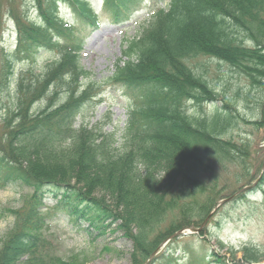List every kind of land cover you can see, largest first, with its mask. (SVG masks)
Segmentation results:
<instances>
[{
    "label": "trees",
    "instance_id": "1",
    "mask_svg": "<svg viewBox=\"0 0 264 264\" xmlns=\"http://www.w3.org/2000/svg\"><path fill=\"white\" fill-rule=\"evenodd\" d=\"M16 1L6 4L17 34L12 52L1 48L0 17V94L10 92L16 64L35 62L42 50L66 51L64 60L55 59L41 75L33 69L21 73L12 109L0 104V188L31 191L30 200L11 211L14 227L0 242V264H78L50 254L57 252L51 248L54 238L40 212L49 198L56 201L54 209L72 221H85L86 229L114 226L132 242L133 263L144 264L172 233L200 228L217 205L214 191L202 195L199 170L226 163L241 171L236 181H251L250 169L260 165L264 155L262 150L252 152L248 142L238 145L220 138L236 119L229 102H223L224 111L199 120L184 116L180 105L217 101L204 65L190 67L199 58L224 64L247 83L249 92H264V0H167L164 7L160 4L166 0H152L151 35L125 43L109 79L86 85L83 81L91 74L80 66L75 45L84 29L60 16L59 3L67 4L84 27L95 28L99 18L89 2L31 0L38 15L33 22L26 9L22 11L24 1L19 0V9ZM102 1V12L115 24L125 19L128 5L142 2ZM103 85L140 93L123 137L137 144L134 151L126 145L117 149L114 133L106 142H97L85 126L72 128L78 110L98 97ZM61 94L63 99L57 100ZM41 100L45 107L33 111ZM243 100L248 103V95ZM259 113L253 125L264 135V102ZM170 215L173 218L161 229ZM188 243L173 238L167 246L184 244L174 249L188 255L184 264H233L206 246L193 257ZM238 250L241 261L236 264H259L264 259V248Z\"/></svg>",
    "mask_w": 264,
    "mask_h": 264
},
{
    "label": "rangeland",
    "instance_id": "2",
    "mask_svg": "<svg viewBox=\"0 0 264 264\" xmlns=\"http://www.w3.org/2000/svg\"><path fill=\"white\" fill-rule=\"evenodd\" d=\"M23 1L24 9L22 11L26 9L25 15L35 22L38 15L31 4V0ZM87 1L99 18V24L95 28H88L86 25L84 27L80 20H77L76 17L73 18L71 9L68 8L67 4L59 3V14L66 18L70 24L75 25L76 28L84 29L77 34V44L75 43L80 66L91 74L89 79L83 81V84L86 85L88 82L102 84V82L109 79L114 71V64L122 57L121 53L126 48L125 43L136 42L145 34V36L151 35V29L154 27L152 8H155V6L152 0H143L135 5L130 4L125 19L115 24L105 15L107 12H102V0ZM64 2L67 1L64 0ZM167 2L166 0L161 3V6L164 7ZM6 4L7 0H0V17L3 28L1 48L3 47L4 52H12L17 40L16 27H14V23L6 11L8 8ZM20 4L17 0V9L21 6ZM54 35L58 36L59 34L54 32ZM233 37L238 40L242 38L240 34L237 35L236 33H233ZM245 45H249V43L245 42ZM65 51H62L60 47L54 49L53 52L42 50L36 56L35 62L27 63L25 61L16 64L13 68L14 74L10 94L6 92L0 94V104L4 109H12L13 107L14 87L21 73L33 69L34 73L41 75L55 59L64 60ZM202 65H204L207 73V81L218 95L217 101L202 104L198 107L189 101H185L180 105L183 115L198 120L208 119L216 111L225 110L224 101L229 102L228 104L235 110L234 116L236 119L220 135V138L233 140L238 145L248 142L252 152L262 150L261 153L264 155V135L261 130H257V127L253 125L254 121L260 119L258 111L260 103L264 102V92H249L247 83L222 63L199 58L191 62L190 67L196 70ZM100 89L101 92L98 97L85 104L81 109L78 108V113L71 122L72 128L78 130L79 127L85 126L93 132L92 136L97 138V142L101 140L106 142L109 134L114 133L117 139L115 145L117 149L121 150L123 145H126L131 151L136 150L137 144L123 140V137L126 133L125 129L129 114L137 106V102H140V93L138 91H126L112 85H103ZM246 95H248V103L243 100ZM61 99H63L62 94L59 95L57 100ZM45 105V100L35 102L33 111L37 112ZM248 157L246 156V158ZM263 163L264 156H262L260 165L255 166V169L253 167L250 169L252 179L249 183L236 181V177L241 174V171H237L234 166L232 167L226 163L214 164L208 170L204 168L199 170L197 179L199 183L204 184L203 188L205 189L202 195H211L214 191L216 199H218L217 202L227 198L232 199L214 212L203 226L202 232L178 239L179 242H189L187 248L194 249L193 257H197L196 255L201 253L200 248L206 246L211 251L224 256L226 261L236 264L241 259V252L238 249L242 247L264 248V172L262 174L263 179L261 178L262 180L252 190L240 192V190L255 183L256 178L261 175ZM30 193L28 190L13 189L9 186L0 188L1 243L2 239L6 237V233L14 227L15 217L11 211H16V209L22 207L28 198L30 200ZM95 194H98V192H95ZM55 203L56 201L49 198L44 201V209H40L43 217H45L44 223L50 226L49 234H52L55 239L51 243V248L57 252L51 251L50 254L55 253L67 261L75 259L78 264H134L132 242L126 240L121 231H115L114 226L106 229V227L102 228L101 225L92 230L90 228L86 229L88 225L85 221H72L64 211L54 209ZM106 204L110 205L109 201L106 200ZM172 216L174 215L166 217L162 226H160L161 229L168 225L170 219L173 218ZM177 245L173 247L172 245H165L151 259L150 264H165L166 260L170 262L169 264H184L187 262V254L177 250L174 252L175 248L181 249L184 244ZM105 246L109 250L105 251L103 249ZM231 252L237 253L231 256ZM259 264H264V259H261Z\"/></svg>",
    "mask_w": 264,
    "mask_h": 264
},
{
    "label": "water",
    "instance_id": "3",
    "mask_svg": "<svg viewBox=\"0 0 264 264\" xmlns=\"http://www.w3.org/2000/svg\"><path fill=\"white\" fill-rule=\"evenodd\" d=\"M261 170H262V173H261V175L256 179V182H255L253 185L248 186V187H245L244 189L240 190V192L250 191V190H252V189L256 186V184L259 182V180L261 179L262 174H263V172H264V165L262 166ZM230 199H232V198L224 199L223 201L218 202V203H217V206H216V207L213 209V211L208 215V217L206 218V220L203 222V224L200 226L199 229H194V228H192V229H190V230H181V231H178V232L172 234L169 238H167V240H165L162 244H160V246H159V247H158V248H157V249H156V250L150 255V258L146 261L145 264H150L151 259H153V258H154V257L160 252V249H161L164 245H166L169 241H171L172 238H180V237L185 236V235H193V234H195V233H199V232L203 229V225H204V223L210 218V216H211L212 214H214V212H215L219 207H221L222 205H224L225 202L230 201Z\"/></svg>",
    "mask_w": 264,
    "mask_h": 264
}]
</instances>
